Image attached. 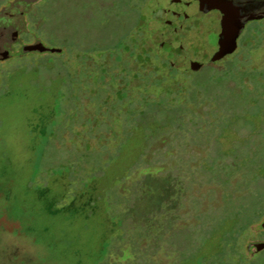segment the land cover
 Instances as JSON below:
<instances>
[{"label": "rangeland", "instance_id": "obj_1", "mask_svg": "<svg viewBox=\"0 0 264 264\" xmlns=\"http://www.w3.org/2000/svg\"><path fill=\"white\" fill-rule=\"evenodd\" d=\"M167 6L39 0L26 15L22 40L64 53L0 60V264H264L249 249L264 243V40L246 53L256 78L228 88L210 74L229 47L196 48L210 19L171 29ZM138 29L157 53L142 67L116 50ZM39 55L60 65L36 77Z\"/></svg>", "mask_w": 264, "mask_h": 264}, {"label": "flooded vegetation", "instance_id": "obj_2", "mask_svg": "<svg viewBox=\"0 0 264 264\" xmlns=\"http://www.w3.org/2000/svg\"><path fill=\"white\" fill-rule=\"evenodd\" d=\"M38 1L0 0V29L12 30L9 35L4 36L1 40L2 49L7 50L11 55L5 60L16 55L15 53L22 44L33 41H24L21 36L26 33L24 28L25 17ZM167 1L168 6L165 8L166 24L171 29L179 28L183 32H196L198 17L210 19L207 30L199 36L201 40L207 38L206 45H198L199 47L196 48L201 47L216 53H225V46H228V53L243 50L253 52L258 46L253 42L257 30H259L261 40H264V25L259 27L261 23L264 24V0ZM243 18H246L243 23L233 22V19ZM257 24L259 26L256 30L250 29ZM249 31L254 34L247 35ZM201 36L203 37L201 38ZM259 226L264 231V226Z\"/></svg>", "mask_w": 264, "mask_h": 264}, {"label": "trees", "instance_id": "obj_3", "mask_svg": "<svg viewBox=\"0 0 264 264\" xmlns=\"http://www.w3.org/2000/svg\"><path fill=\"white\" fill-rule=\"evenodd\" d=\"M139 21L137 22V25L141 27L143 20L139 19ZM144 33H145L144 30L138 29L137 31L132 33V35H128V37H121L119 39L118 43L116 44V50L120 53V54L118 53L119 61H122L124 59V56L126 55L127 56L133 55V57L135 58L134 59L135 61L133 60L135 66L140 65L142 67L144 66V64L149 63L150 57L157 53H155L153 47L151 46V44H149L147 39L148 36H144ZM56 49H58L59 52H51V53L57 55H62V53H64L63 48L58 47ZM237 53L239 54L240 52H230L229 54H227L225 56V65L212 66V68H214V73L213 75L210 74L211 75L210 78L211 79L214 78L215 80H218L220 77H225V86L228 88L230 87L233 88L242 85L248 88L246 82H249L250 79L256 78L257 76L256 74H254L256 72L253 71L255 70V67L250 65V57L248 54H246L249 53L248 51H244V50L241 51L240 53L241 58H238ZM160 56L165 61L166 65H168V68L174 70V68L171 67V65L169 64L168 58L167 57L165 58L162 55ZM127 61L128 62H126L125 70L133 68L130 65L131 59L130 60L128 59ZM51 63H57L60 65L58 60L49 61L44 57H42V55H39L37 62L33 63L31 66V67H35L36 69L34 70L36 71L35 72L36 77L39 76L43 77L44 72L47 73V75L49 76L51 74V70H50ZM112 72L117 75L118 79H120L123 76V74L121 73L124 72V70L118 69L117 71L113 70ZM121 84L122 83H120V85ZM121 95L122 97L117 99L118 103L122 101L124 93H121Z\"/></svg>", "mask_w": 264, "mask_h": 264}, {"label": "water", "instance_id": "obj_4", "mask_svg": "<svg viewBox=\"0 0 264 264\" xmlns=\"http://www.w3.org/2000/svg\"><path fill=\"white\" fill-rule=\"evenodd\" d=\"M250 18V17H249ZM246 19V18H245ZM245 19H233V22L236 23H243L245 21ZM12 32V30H4V29H0V60H5L7 58H9L11 55L8 53L7 50H3L2 46H1V40H3L4 36L9 35ZM160 48V54L163 57H168V44H166V42H163L160 44L159 46ZM39 52V53H44V52H59L58 49L56 48H50L45 46L40 40H35L32 43H25L22 44L19 48V50L15 53L16 55L21 54V53H28V52ZM227 52V51H225ZM261 226H264V219L262 220ZM262 246H264V243H253L249 246V249L252 247L254 249H258L261 248Z\"/></svg>", "mask_w": 264, "mask_h": 264}]
</instances>
